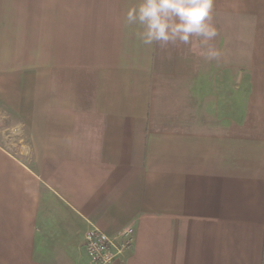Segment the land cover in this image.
I'll return each mask as SVG.
<instances>
[{"label":"crops","instance_id":"crops-1","mask_svg":"<svg viewBox=\"0 0 264 264\" xmlns=\"http://www.w3.org/2000/svg\"><path fill=\"white\" fill-rule=\"evenodd\" d=\"M53 2L45 47L0 27V264H97L87 230L127 225L108 264H264V0H214L212 61L143 45L135 0Z\"/></svg>","mask_w":264,"mask_h":264},{"label":"clouds","instance_id":"clouds-1","mask_svg":"<svg viewBox=\"0 0 264 264\" xmlns=\"http://www.w3.org/2000/svg\"><path fill=\"white\" fill-rule=\"evenodd\" d=\"M214 0H135L125 16L126 27L135 26L138 40L146 46L159 44L191 46L199 38L207 61L221 52L210 42L218 31L212 23Z\"/></svg>","mask_w":264,"mask_h":264},{"label":"rangeland","instance_id":"rangeland-1","mask_svg":"<svg viewBox=\"0 0 264 264\" xmlns=\"http://www.w3.org/2000/svg\"><path fill=\"white\" fill-rule=\"evenodd\" d=\"M53 1L55 0H0V27H2L3 34L7 35L6 39H3L2 41L4 44L8 45L9 56H11L10 51L11 53L13 52L16 40L19 38L21 42L22 41L21 38H23V36L21 35H19V37L16 36V29L18 27L25 28L27 27V25L31 26L32 23H35V26L39 27L38 29L39 33H37V35L35 36L37 37V40L40 42L41 46L45 47L44 44H47V38H48L46 34L48 11L50 10L52 5L51 2ZM56 4H57V0H56ZM32 11L34 12L33 19L31 18ZM218 17L220 16L218 15ZM222 17L223 19H220V24L218 23V25L224 24L225 21L228 22V20L225 19V14ZM253 21L254 20L250 18L248 19L249 28H252L251 25L254 24ZM221 30H223V27H221ZM217 37L220 41L221 38L223 40L224 35L223 34L218 35ZM0 48H1V43H0ZM133 236H134L133 237L134 240L131 247L134 246L136 239L134 228H133Z\"/></svg>","mask_w":264,"mask_h":264},{"label":"built area","instance_id":"built-area-1","mask_svg":"<svg viewBox=\"0 0 264 264\" xmlns=\"http://www.w3.org/2000/svg\"><path fill=\"white\" fill-rule=\"evenodd\" d=\"M133 227L127 225L115 234L93 226L85 235V246L97 264H108L131 247L133 243Z\"/></svg>","mask_w":264,"mask_h":264}]
</instances>
